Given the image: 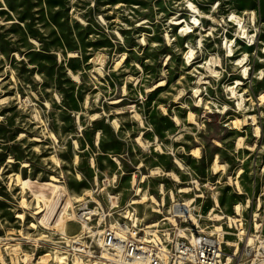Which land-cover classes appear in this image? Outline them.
<instances>
[{"label":"rangeland","instance_id":"1","mask_svg":"<svg viewBox=\"0 0 264 264\" xmlns=\"http://www.w3.org/2000/svg\"><path fill=\"white\" fill-rule=\"evenodd\" d=\"M52 177L72 204L95 177L122 202L163 184L220 227L222 262L264 264V0H0V264H80L78 225L45 228L61 191L34 195Z\"/></svg>","mask_w":264,"mask_h":264},{"label":"built area","instance_id":"2","mask_svg":"<svg viewBox=\"0 0 264 264\" xmlns=\"http://www.w3.org/2000/svg\"><path fill=\"white\" fill-rule=\"evenodd\" d=\"M99 181L95 177L94 187L69 211V222L78 225L77 232L65 238V253L73 260L80 264H226L223 234L200 226L202 214L194 203L185 205L186 200L176 199L170 190L166 205L161 184L158 203L150 207L160 217L149 221L139 210L142 203L134 202L137 192L122 202L119 193L111 190L117 186L115 180Z\"/></svg>","mask_w":264,"mask_h":264},{"label":"bare ground","instance_id":"3","mask_svg":"<svg viewBox=\"0 0 264 264\" xmlns=\"http://www.w3.org/2000/svg\"><path fill=\"white\" fill-rule=\"evenodd\" d=\"M184 22H186L185 20H182V19H180V20H177V21H174L173 23L175 24V25H182V23H184ZM192 23V22H191ZM189 23L188 22H186V28L188 27L189 28V25H188ZM188 25V26H187ZM185 27H183V29L181 28L180 30H179V35H184V31H185ZM201 103V102H200ZM255 130H257V132H258V127H256L255 128ZM238 145V144H237ZM193 153L194 154H192V153H190L191 155H196L197 154V152H194V150H193ZM217 162V161H216ZM216 164V163H215ZM217 165H219V163H217ZM216 165V166H217ZM221 167H222V165H221ZM30 180L29 179H23V180H21V184H22V186H24V185H26L28 182H29ZM60 183V181L57 179V178H54V177H52V178H50V180L49 181H47V184H49V186H52V193H51V195L49 196L48 195V197H46L45 195L43 196V195H40V194H37V193H34V195H35V197L38 199V200H41L42 202H43V204L45 205V206H47L48 205V202L51 200V198H53V196H54V194L56 195V191L57 190H60L61 191V194H62V197H63V199L65 198V202H64V204L62 205V207H60L61 208V211H60V213L58 214L59 216H58V218L57 219H55V222L53 223V221L54 220H52L51 222L53 223H51L52 224V226H46L45 225V228H47L48 230H55V231H58V233H60V234H62V235H66V230H67V227H68V222H69V220H70V213H68L67 212V209L70 207V206H72V203H71V196L69 195V193L67 192V190H66V188L64 187V186H62L61 184H59ZM188 190H185L184 188H181L180 190H178V192H187ZM138 193V192H137ZM60 194V195H61ZM172 195H173V192L171 193ZM56 197V196H55ZM58 197V196H57ZM61 197V196H60ZM59 197V198H60ZM134 199V202H136V203H146V202H148L149 200H150V202L149 203H158L157 202V200H156V198H154L153 196H147V194L144 192L142 195H141V199H139V194H138V197H136V198H133ZM191 199V198H190ZM188 199V200H186L185 201V205H191V204H193V201H194V199ZM55 200V199H54ZM57 201V200H56ZM61 201V200H60ZM215 202H217L216 200H215ZM56 204H59V202L57 203L56 202ZM62 204V203H61ZM41 206V205H40ZM60 206V205H59ZM39 208V207H38ZM42 208L43 207H41V209L40 210H37L36 212H40V211H42ZM50 208V207H49ZM237 210L236 211H239V205H236V207H235ZM46 209V208H45ZM58 210V209H57ZM212 211L211 212H214L215 211V209L214 208H212L211 209ZM59 211H57L56 213H58ZM55 212V211H54ZM47 214V213H46ZM237 214V213H236ZM45 216V215H44ZM189 216H190V218L192 219V220H194V217H193V215L191 214V213H189ZM46 217H47V215H46ZM52 217V216H51ZM222 217L223 216H220L219 214H217V213H213V219L214 220H220V219H222ZM44 219V218H43ZM42 219V220H43ZM228 219H229V221L230 222H235V223H237L238 221H239V219L238 218H236V217H228ZM41 220V221H42ZM49 220H50V218H49ZM40 221V222H41ZM42 222H44V221H42ZM45 222H46V220H45ZM44 222V223H45ZM48 223H49V221H47ZM43 223V224H44ZM42 224V223H41ZM45 224H47V223H45ZM50 225V224H49ZM237 225V224H236ZM215 230H220V227L219 226H215ZM241 231V230H240ZM224 240V239H223ZM249 240H251V238H249ZM224 242V241H223ZM225 243V242H224ZM59 255H60V253H59ZM46 256V255H45ZM55 260H56V264H64V262H63V260H62V257H60V256H58V255H55ZM74 264V263H73Z\"/></svg>","mask_w":264,"mask_h":264}]
</instances>
